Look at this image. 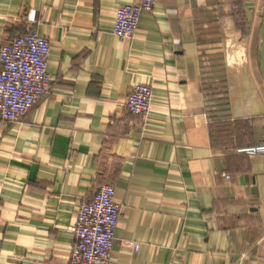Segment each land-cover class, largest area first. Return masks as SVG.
Wrapping results in <instances>:
<instances>
[{"label":"crops","instance_id":"1","mask_svg":"<svg viewBox=\"0 0 264 264\" xmlns=\"http://www.w3.org/2000/svg\"><path fill=\"white\" fill-rule=\"evenodd\" d=\"M134 1L0 0V44L47 38L51 77L0 122V264H70L101 184L121 205L108 264H264V155L240 151L264 144V0H157L119 39Z\"/></svg>","mask_w":264,"mask_h":264},{"label":"built area","instance_id":"2","mask_svg":"<svg viewBox=\"0 0 264 264\" xmlns=\"http://www.w3.org/2000/svg\"><path fill=\"white\" fill-rule=\"evenodd\" d=\"M156 2L135 0L118 6L113 28L115 36L132 38L138 30L141 14L152 12ZM49 55L50 41L36 32L0 44V122L20 120L49 90ZM151 106V86L134 85L125 100L127 111L145 117L151 112ZM240 151L264 155V144ZM114 195L111 184H101L90 199L81 203L68 228L72 233L70 264L109 263L121 211Z\"/></svg>","mask_w":264,"mask_h":264},{"label":"water","instance_id":"3","mask_svg":"<svg viewBox=\"0 0 264 264\" xmlns=\"http://www.w3.org/2000/svg\"><path fill=\"white\" fill-rule=\"evenodd\" d=\"M261 34L263 38V47H262V75H263V80H264V17H263V22L261 26Z\"/></svg>","mask_w":264,"mask_h":264}]
</instances>
